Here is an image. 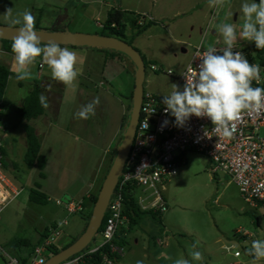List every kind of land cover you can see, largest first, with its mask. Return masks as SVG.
<instances>
[{
    "label": "rangeland",
    "instance_id": "374dc122",
    "mask_svg": "<svg viewBox=\"0 0 264 264\" xmlns=\"http://www.w3.org/2000/svg\"><path fill=\"white\" fill-rule=\"evenodd\" d=\"M85 1L0 0V24L11 26L4 14L12 8L14 16L30 10L35 17V27L66 26L71 32L99 33L101 29L98 24H103L106 8L99 5L98 0ZM255 2L259 3V0ZM99 9L102 15H98ZM237 44L252 64L260 65V49L255 47L254 42L239 40ZM118 70L116 82L108 79L112 87L109 89L99 86L98 76L90 80L77 78L74 87H67L62 92L59 122L67 124L76 117L75 113L83 106L82 94L89 89L94 90L98 93L95 98L99 97L102 110L106 108L108 115L105 118L97 114L90 116L89 127L90 130L99 131L101 142H106L122 111L119 103L114 104L109 100L108 92L121 95L125 101L135 87V74L127 66ZM147 72H153L150 66ZM180 88L182 90L183 86ZM18 91L17 81L11 80L6 90V102L12 105ZM212 167L209 158L201 153L189 151L185 154L179 174L168 183L164 193L168 210L162 214V222L144 215L135 227L131 226L126 216L127 221L116 241V245L124 249L123 257L116 264H136L138 260L143 261V264H174L177 259H188L190 264H229L233 257L226 252V247L245 250L250 248L254 239L264 240V208L246 202L231 178L222 172L214 174ZM20 168H25L20 159L15 163H3V174L10 186L6 188V198L0 196L2 204L9 201L0 211V245L15 257L27 255L31 247H14V241L27 240L33 244L54 222L59 223L66 218L67 225L62 228L64 239L81 235L86 220L80 214L69 216L58 207L56 198L60 196L55 191L65 188L67 193L76 197L85 195L90 189L86 174L65 167L59 168L56 173L50 171L46 181L35 175V181L43 187L41 191L50 197L46 204H35L29 200L34 182L25 183V175L20 172ZM100 189L87 196V204H92L91 196L98 195ZM95 240L96 243L100 241L98 235ZM194 243L197 244L196 250L203 254L202 261H191L189 251ZM256 264H264V260Z\"/></svg>",
    "mask_w": 264,
    "mask_h": 264
},
{
    "label": "crops",
    "instance_id": "0c3cea01",
    "mask_svg": "<svg viewBox=\"0 0 264 264\" xmlns=\"http://www.w3.org/2000/svg\"><path fill=\"white\" fill-rule=\"evenodd\" d=\"M80 1L83 2L85 0ZM244 2L246 0H226L225 5L220 8L210 7L208 0H113L112 2H99V5L106 8L104 21L112 9L141 14L148 21H151L153 25L141 35L135 37L132 46L138 49L152 64H161L168 69L174 70L176 74H180L189 64L194 48L200 45L202 40L204 41L203 48L205 49L208 44H214L215 47H225L222 38L216 34V25L218 23H233L236 26L237 33L241 31L243 23L241 5ZM102 14V10L99 9L98 15ZM128 35L130 36L131 34L128 33ZM217 40H221V42L216 43ZM68 48L78 54L80 61L78 66L82 69V75L78 78L90 80L93 76H98L100 78L99 86L102 82V86H106L107 89L112 88L108 79L113 83L116 82V77L119 74L118 69L127 66L126 59L123 56L106 54L93 49ZM0 63L7 66L10 72L13 73V54L7 53L1 42ZM31 71L33 75L30 81H17L15 75L9 78L8 85L11 80L17 81L19 91L12 105L6 102V93L3 101L0 103V119L7 127V136L3 146L5 153L3 160L7 164L15 163L17 159L22 160L25 168H20V172L25 175V183L28 181L35 183V177L39 178L38 170L36 168L28 169L24 163L27 143L24 132V121L18 112L23 106L25 99L31 93L35 82L52 84L48 86L45 93L49 107L43 116L33 122L41 142V154L47 159L44 171L46 178L44 181L47 180L50 171L56 173L59 168L64 169L67 167L73 172L86 174L90 188L85 195L80 197L67 193L68 191L65 188L55 191L60 196L56 198V201H61V204L56 202V205L67 212V204L69 202L81 199L85 200L89 194L95 193L102 187L116 146L120 141L119 138H121L124 117L130 106V97L133 91L130 92L125 101L121 99V95L117 96L114 93L108 92L109 100L114 104L119 103L122 111L118 116L116 124L114 123L113 125L112 134L104 144L101 142L99 131L90 130V117L86 120L74 117L67 124L60 123L58 120L60 105L58 108L56 107L60 103V99L63 98L62 95L60 97L59 92H64L67 87L53 80L50 69L47 65L41 66L39 59ZM172 84L181 87L174 78L167 75H158L153 72H147L145 75V92H150L158 97L163 98L164 95L169 94L172 90ZM24 88L27 89L26 95L21 93V89ZM95 94L97 95L98 93L90 89L84 95L82 94L84 98L81 101L82 104L91 102L95 98ZM102 107L99 103L96 107L95 115H103V118H105L108 115L107 109L104 108L102 110ZM0 196L6 198V193L1 187ZM46 196L49 200L50 197ZM66 196L69 198H66ZM91 208V204H84L82 217L85 220ZM57 224V222H54L47 231H50ZM85 226L81 235L84 232ZM62 228L54 241V245L60 249L67 247L74 238H77L69 236L64 239L65 233ZM42 241L43 238L40 236L32 245L35 248ZM30 252L22 256L27 259Z\"/></svg>",
    "mask_w": 264,
    "mask_h": 264
},
{
    "label": "built area",
    "instance_id": "2783aa9c",
    "mask_svg": "<svg viewBox=\"0 0 264 264\" xmlns=\"http://www.w3.org/2000/svg\"><path fill=\"white\" fill-rule=\"evenodd\" d=\"M103 2V0H98ZM102 28V24H98ZM223 49L224 47H217ZM206 50L194 48L189 64L198 68L200 63L197 52ZM234 51H240L250 64L251 61L236 44ZM222 54V53H217ZM188 64V65H189ZM187 65V66H188ZM261 80L254 87H264V67L260 65ZM154 73H162L174 78L179 85L185 79L172 69L161 64H151ZM163 98L150 92H144L139 123L128 154L123 173L112 195L107 208V217L102 231L97 234L91 244L80 253L72 256L62 264H116L115 258L123 256V248L116 241L123 229L127 217L124 213L123 191L126 186H135V199L142 210H154L164 214L168 210V202L164 196L168 183L179 174L180 159L189 151L201 153L212 163V172H222L231 178L248 203L264 208V113L260 115H243L237 122V131L232 138H220L212 131L213 125L208 118L190 117L182 127L175 125V118L164 112L166 107ZM153 109H155L153 111ZM167 120V125L163 122ZM207 135H206V134ZM7 136V127L0 119V187L6 193L10 186L3 174V157L1 150ZM140 194L137 196V193ZM0 202V211L8 203ZM61 204V201H56ZM84 199L67 204L68 215L83 216ZM67 224V218L50 230V235L35 246L25 263L11 255L0 245V255L5 264H44L52 255L47 247L54 245L60 229ZM96 235V236H97ZM233 260L229 264H253V257L247 255V249L239 250L234 246L226 247ZM239 253V256H237ZM115 257V258H113Z\"/></svg>",
    "mask_w": 264,
    "mask_h": 264
},
{
    "label": "clouds",
    "instance_id": "9594fccd",
    "mask_svg": "<svg viewBox=\"0 0 264 264\" xmlns=\"http://www.w3.org/2000/svg\"><path fill=\"white\" fill-rule=\"evenodd\" d=\"M225 2L226 0H208V5L220 8ZM241 11V31L237 33L233 23H218L216 34L222 38L225 47L218 49L214 44H208L206 50L198 51V68L189 64L181 74L185 79L182 90L178 85L172 84L171 92L163 96L162 103L166 106L164 112L175 118L176 126H184L192 116L206 117L210 119L212 131L217 137L232 138L237 131V122L243 115L258 116L264 113V87L253 86L254 81L258 84L261 80L260 65L250 64L242 52L234 51L238 39L254 42L257 49H264V0H259V3L246 0L241 5ZM4 18L16 30L11 51L12 71L17 81H30L33 75L31 69L39 59L41 66L47 65L50 69L53 80L66 87H74L77 78L82 75L77 52L61 47L55 41L42 45L40 36L35 31V17L30 10L14 16L12 8H9ZM220 42L221 40L216 41ZM203 46L202 40L197 48ZM21 93L26 95L27 89H21ZM39 102L43 108H48V99L44 94L39 96ZM99 103V97L94 98L83 105L75 116L78 119H88L95 115ZM167 123V120L163 122L164 125ZM196 248V243L191 245V261H202L203 254ZM247 255L253 257V264L264 260V240L254 239L247 249ZM136 264H143V261L138 260ZM174 264H190V260L177 259Z\"/></svg>",
    "mask_w": 264,
    "mask_h": 264
},
{
    "label": "trees",
    "instance_id": "16d2710c",
    "mask_svg": "<svg viewBox=\"0 0 264 264\" xmlns=\"http://www.w3.org/2000/svg\"><path fill=\"white\" fill-rule=\"evenodd\" d=\"M151 25H153V23L151 21H148L141 14H136L133 12L123 11L119 9H112L108 13L106 20L103 22L102 28H100L101 31L96 34L101 35V36H107V37H116L120 40L126 41L130 45H133L134 38L144 33L148 28L151 27ZM35 29H43V28H41L40 26H36ZM44 29L49 30V31H65L66 26L54 27V28H44ZM128 33H130L131 35L129 36ZM0 42L2 43L3 48L7 53L13 54L11 51L12 41L0 40ZM60 46L61 47H71V48L93 49V50H97L100 52H104L106 54L123 56L125 58L124 54L117 52V51L108 50V49H97V48H89V47H73V46H68V45H60ZM136 50L138 51V53L142 56L144 60L145 70L147 73V69L152 64V62L147 60V58L138 49ZM258 57H259L260 65L264 67L263 49L259 50ZM12 75L14 74L10 72L8 67L0 63V103L4 99L7 85H8V80ZM49 85H52V84L35 82L33 84L31 93L25 99L23 106L19 109V112H18L19 116L24 121V132L26 135V143H27V149L24 155V163L28 169L36 168L38 170L40 180H44L46 178L44 171L46 168L47 159L41 154V142L37 135L36 128L34 127L33 122L39 119L41 116H43L48 109V108H43L40 105L39 96L41 94L45 95ZM59 93L61 97L62 91H60ZM132 98H133V92L130 97L131 103L127 111L128 114L124 117V121L122 125V134H121V138H120L118 145L121 143L124 132L129 123L130 114L132 110ZM58 107H59V104L57 105L56 108ZM116 153H117V148L114 152V156L111 161L108 172L111 168V165L116 156ZM1 155L2 157H4L5 155L3 148L1 150ZM184 158H185V155H183L180 159H182L183 161ZM2 162L5 163L4 160H2ZM40 189H41V184L39 182H35L34 186L30 189V194H29L30 202L35 203V204H46L48 202V197L43 192H41ZM123 196H124V205H125L124 213L128 217L131 226L138 225L139 219L141 218V216H144V215H149L153 219L157 220L159 223L162 222L163 215L161 213L154 211V210L143 211L140 208V206L137 204V201L135 199V186L131 184L126 186L123 191ZM97 198H98V195L91 196L92 208L90 212L87 214L86 226H85L84 231L86 230L88 226V222L92 215L93 207L97 201ZM87 201H88V198H85L84 204H87ZM106 217H107V213L105 214V218L103 220L102 226L99 229L98 234L102 231L104 227ZM49 235H50V231H47L44 234H42L41 237L44 239V238L49 237ZM78 238L79 237L74 238L73 241L70 243V245L73 244ZM13 246L14 247L24 246V247H31V249H34V246L27 240H16L14 241ZM47 249L49 253L52 255H57L58 253L61 252V250H63V249L58 248L55 245H50L47 247ZM18 259L23 263L27 261V259L24 258L23 256L18 257ZM121 259H122L121 257H116L115 258L116 263L120 262Z\"/></svg>",
    "mask_w": 264,
    "mask_h": 264
},
{
    "label": "water",
    "instance_id": "95a60500",
    "mask_svg": "<svg viewBox=\"0 0 264 264\" xmlns=\"http://www.w3.org/2000/svg\"><path fill=\"white\" fill-rule=\"evenodd\" d=\"M35 31L40 36L42 44L55 41L59 45L108 49L120 52L125 55L128 69L135 74V87L133 91L132 110L129 123L124 132L123 139L117 147V153L111 168L106 175L98 194L88 226L83 234L73 244L61 250V252L57 255H51L44 263L62 264L72 256L87 248L96 237L100 227L102 226L109 202L123 173L125 163L136 134L145 92L144 82L146 70L144 60L138 51L126 41L120 40L116 37L71 32L67 28L65 31H49L45 29H35ZM15 35L16 30L13 27L0 24V40L12 41ZM66 198L69 197L66 196ZM0 264H5V260L1 255Z\"/></svg>",
    "mask_w": 264,
    "mask_h": 264
}]
</instances>
